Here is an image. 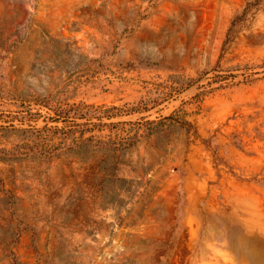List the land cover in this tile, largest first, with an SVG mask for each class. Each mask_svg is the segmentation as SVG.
Returning a JSON list of instances; mask_svg holds the SVG:
<instances>
[{
  "label": "rangeland",
  "instance_id": "obj_1",
  "mask_svg": "<svg viewBox=\"0 0 264 264\" xmlns=\"http://www.w3.org/2000/svg\"><path fill=\"white\" fill-rule=\"evenodd\" d=\"M0 264H264V0H0Z\"/></svg>",
  "mask_w": 264,
  "mask_h": 264
},
{
  "label": "trees",
  "instance_id": "obj_2",
  "mask_svg": "<svg viewBox=\"0 0 264 264\" xmlns=\"http://www.w3.org/2000/svg\"><path fill=\"white\" fill-rule=\"evenodd\" d=\"M252 8V5H248V7L244 10V12L239 15L238 17H236L234 19V21L232 22V27L230 28L229 30V34L231 35L233 33V30H234V27L236 26V24L239 22V21H242V20H245V18L247 17V15L249 14L250 10ZM165 121H169L171 122V124H174L173 122L175 123H179L182 127H185L187 129V131L189 132V134H193V136L196 138V139H199L201 138L200 137V134L196 128V126L191 123L190 121H186V120H178L176 119L175 116H170V117H167L165 118L164 120H162L160 123H158V125H162V124H165Z\"/></svg>",
  "mask_w": 264,
  "mask_h": 264
}]
</instances>
